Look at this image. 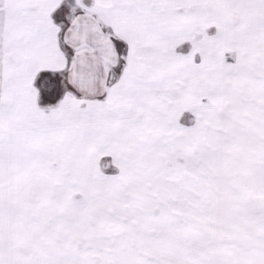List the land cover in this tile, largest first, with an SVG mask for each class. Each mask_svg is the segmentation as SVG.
<instances>
[{
	"label": "snow or ice",
	"instance_id": "snow-or-ice-1",
	"mask_svg": "<svg viewBox=\"0 0 264 264\" xmlns=\"http://www.w3.org/2000/svg\"><path fill=\"white\" fill-rule=\"evenodd\" d=\"M0 264H264V0H0Z\"/></svg>",
	"mask_w": 264,
	"mask_h": 264
}]
</instances>
